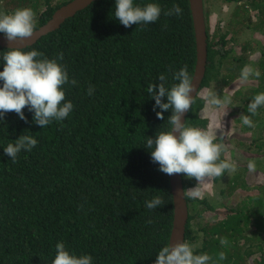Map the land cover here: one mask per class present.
<instances>
[{
    "label": "trees",
    "instance_id": "16d2710c",
    "mask_svg": "<svg viewBox=\"0 0 264 264\" xmlns=\"http://www.w3.org/2000/svg\"><path fill=\"white\" fill-rule=\"evenodd\" d=\"M70 1L0 0V7L31 8L36 30ZM211 2L205 0L206 22ZM134 3L158 4L161 15L153 23L125 27L114 17L115 0H95L21 48L43 53L41 59H57L69 81L74 78L77 83L62 86L65 102L73 104L63 121L53 120L42 128L27 107L23 109L26 121L15 112L0 119V264H52L58 242L70 254L90 255L92 264H154L158 252L169 244L174 219L170 177L153 162L146 140L171 130L172 110H163L164 119H159L156 113L162 110H154L155 99L147 87L158 88L163 74V83L170 89L178 83L173 73L185 65L193 77L195 28L189 0ZM174 5H179L182 15H165ZM7 8L4 14H9ZM229 21L226 31L221 25L215 30L207 25L206 75L185 123L208 128L212 117L207 116L199 94L205 89L216 92L218 85V95H230L232 101L222 108L227 118L221 121L222 127L227 128L223 122L232 118L244 129L240 150L225 146L230 140L217 137L215 142L225 146L221 159L233 161L240 151L250 152L256 172L263 175L250 183L247 168L237 170L220 193L231 195L232 201L221 199L219 208L211 194L186 198L185 241L197 246L196 254L207 253L213 260L224 252L227 258L219 264H264V107L256 115L247 112L254 96L264 92V35L256 36L264 34V0H246ZM244 32L248 36L242 43ZM10 50L0 46V71L2 56ZM60 53L62 59H58ZM246 65L259 70L260 76L242 84L240 73ZM89 86L94 88L92 95ZM162 102H167L166 96ZM241 115H249L255 127L244 125ZM21 135H31L38 143L30 152L22 150L14 163L4 148ZM182 176L185 191L196 184L194 178ZM226 176L213 182L217 185ZM238 191L246 193L239 198ZM156 196L165 204L149 210L145 202ZM219 209L221 213L205 219V213ZM222 238L228 239L227 246H221Z\"/></svg>",
    "mask_w": 264,
    "mask_h": 264
},
{
    "label": "clouds",
    "instance_id": "9594fccd",
    "mask_svg": "<svg viewBox=\"0 0 264 264\" xmlns=\"http://www.w3.org/2000/svg\"><path fill=\"white\" fill-rule=\"evenodd\" d=\"M161 11V7L155 3L140 6L134 0H115L114 17L125 27H130L133 24L157 21ZM164 14L179 16L182 15V9L179 5H174ZM35 28V13L31 8H18L9 14L0 13V33H4L9 42L32 37ZM39 57H43V53L35 49L25 52L20 47H11L10 51L3 54L4 67L0 71V81H3V86L0 87V119H3L5 113L15 112L20 119L26 121L23 109L27 107L34 112V122L44 128L53 120L63 121L72 112L73 104L71 101L65 102L62 86L69 83L75 85L77 81L74 78L69 81L67 70L57 59ZM62 58L63 54L60 53L58 59ZM259 76V70L246 65L241 70L240 80L247 82L250 77ZM165 79L161 74L158 88L155 84H149L147 92L155 99L154 110L156 107L162 110L156 113L159 119H164L163 110H172L168 119L171 130L159 132L154 139L149 137L146 147L151 150V158L159 164L160 171L167 175L184 174L197 181L195 187L183 191L185 198L203 199L201 186L207 187L209 181L225 173H235L237 164L230 158L221 159L225 146L215 142L219 124L210 123L208 128L202 129L182 122V116L192 109L197 97L194 78L188 72L187 66L173 73V79L178 83L173 84L170 89L165 87ZM194 91L195 95H192ZM93 93L94 88L89 86L88 94ZM165 96L166 103L162 102ZM199 99L209 109L224 108L232 103L230 95L221 98L210 89L200 93ZM260 107H264V92L254 96L247 105V112L256 115ZM240 118L244 125L255 127L249 115H241ZM174 133H178V136ZM37 143L33 136L21 135L14 144L9 143L4 152L15 163L22 150L30 152ZM247 168L249 172H255L256 162L249 160ZM145 204L149 210H154L165 202L160 196H156ZM147 222L151 223V220ZM228 243L227 238L220 239L221 246H227ZM196 247L186 241L167 244L158 252L154 264H219V261L227 258L224 252L218 254L217 260H213L207 253L196 254ZM55 248L56 255L52 264H92L90 255L70 254L63 242H58Z\"/></svg>",
    "mask_w": 264,
    "mask_h": 264
},
{
    "label": "water",
    "instance_id": "95a60500",
    "mask_svg": "<svg viewBox=\"0 0 264 264\" xmlns=\"http://www.w3.org/2000/svg\"><path fill=\"white\" fill-rule=\"evenodd\" d=\"M95 0H72L58 8L51 19L44 25L34 30V35L24 40L9 42L4 33H0V46L25 48L34 44L42 35L58 28L65 19L73 16L79 10L86 8ZM192 12L196 37L197 62L193 75V83L197 94L206 75L208 62V33L205 15V0H189ZM195 95V91L192 93ZM188 111L182 116V122H186ZM178 136V133H174ZM171 191L173 195L174 219L169 239V244L185 241L187 223L189 219V206L187 199L183 196L184 181L182 174L169 175Z\"/></svg>",
    "mask_w": 264,
    "mask_h": 264
},
{
    "label": "rangeland",
    "instance_id": "374dc122",
    "mask_svg": "<svg viewBox=\"0 0 264 264\" xmlns=\"http://www.w3.org/2000/svg\"><path fill=\"white\" fill-rule=\"evenodd\" d=\"M61 0H55V2H59ZM246 0H240L236 3V1L234 2H226L224 0H212V2L210 4H207V9H208V13H209V19L207 20V25L210 27L211 30H215V28H218L219 25H221L222 27H220L222 30L226 31L228 29V24L230 23L229 19L232 18L233 16V12L235 11V9L238 7V5H241L245 2ZM14 6L11 4L10 7H5V5H3L2 7H0V13H4L5 8L8 9L9 13L13 12V8ZM206 7V4H205ZM254 20L257 19V17H253ZM228 20V21H227ZM250 30V29H248ZM248 33H250V31H248ZM242 33H240L241 35ZM264 34H258L256 35L258 37V39L263 38ZM232 35H230L228 38H230ZM248 35H245V32L240 36V41L242 43H245L246 39ZM241 45V44H240ZM246 44H243V46ZM242 46V47H243ZM236 49L239 51L241 49V46H237ZM253 67V66H251ZM256 69V68H255ZM254 79L250 78L249 81H253ZM236 82V87L239 85V79ZM242 84H245L246 82H241ZM240 83V84H241ZM216 93L220 94V89L219 86L216 85ZM228 106V105H227ZM225 106V107H227ZM207 112V116L212 117V121L211 123L213 124H219L220 128L219 130H217V137L218 136H222L223 138H225V140H230L227 142H224L225 146H229V147H237L240 150V144L238 145V141H241L242 137L244 136V129L237 123H234V120L232 118H228V123L223 122L224 124H228L227 128H223L221 121L222 120H226L227 118L225 117L226 114L224 112V110L222 108L219 109H209L206 111ZM229 112V111H227ZM230 119V120H229ZM235 139V140H233ZM244 150H247L248 148H246V146ZM231 152L228 151V154H230ZM232 157V156H231ZM251 157H254L253 155L250 154V152H239V154H236L233 158V161L237 164V170L240 171H244V168H247L246 165L248 163L247 159L251 160ZM246 162V163H245ZM247 174L250 175V178L252 177V179H248L250 183H252L253 181H256L258 178H260L263 174H260V172H249L248 168L245 171ZM234 173H232L231 175H233ZM231 175L227 174L226 179L225 180H221V183H218L217 185L213 182V179L211 181H209L208 186L202 187V191H203V196L207 195V194H211L213 196V200L217 201V208H219V204H221L220 201L224 202L227 201L229 199V202L232 201L231 199V195L228 194V196H222L221 190L225 189L227 186V182L230 179ZM197 184V181H196ZM196 184L193 186L195 187ZM245 191H238L237 192V197L240 198V196L242 194H245ZM222 199V200H221ZM222 209H219L218 211H216V213L214 212H209V213H205V219H211L214 215H217V213H221Z\"/></svg>",
    "mask_w": 264,
    "mask_h": 264
}]
</instances>
